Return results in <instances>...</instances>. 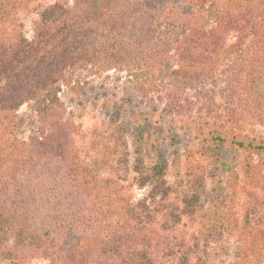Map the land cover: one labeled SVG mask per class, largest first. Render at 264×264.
Segmentation results:
<instances>
[{
	"label": "trees",
	"instance_id": "16d2710c",
	"mask_svg": "<svg viewBox=\"0 0 264 264\" xmlns=\"http://www.w3.org/2000/svg\"><path fill=\"white\" fill-rule=\"evenodd\" d=\"M33 1L0 0V256L10 264H193L182 243L169 260L177 225L153 228L156 203L178 207L166 164L141 173L153 200L133 204L115 172L119 151L106 144L100 163L88 160L61 94L111 70L126 71L146 94L165 90L176 108L194 90L196 105H219L194 121L195 136L245 153L243 176L231 167L230 183L255 185L264 170V0H54L41 5L28 36L21 15ZM24 106L38 126L19 138ZM193 180L191 208L203 172ZM237 249L238 264L262 261L263 229L244 233Z\"/></svg>",
	"mask_w": 264,
	"mask_h": 264
},
{
	"label": "rangeland",
	"instance_id": "374dc122",
	"mask_svg": "<svg viewBox=\"0 0 264 264\" xmlns=\"http://www.w3.org/2000/svg\"><path fill=\"white\" fill-rule=\"evenodd\" d=\"M53 1L35 0L22 13L28 36L33 35L41 5ZM84 86V91L63 90L61 94L77 127L78 146L88 160L100 163L104 146L114 144L119 151L115 172L133 204L153 200L152 185H142L141 173L156 164H166L167 185L173 189L170 200L177 202L174 208L178 207L173 213L168 206L154 203L160 212L153 228L161 232L169 225L179 227V239L173 237L171 244L175 253L171 251L169 260L178 258L182 243L193 264H238L239 238L255 229L264 231V170L257 184L251 186L241 180L233 187L229 169L236 168L242 178L245 153L227 142L208 144L195 136L194 121L208 108L215 111L218 103L196 105L197 94L191 90L183 96L184 107H173L165 90L146 94L136 88L126 71L89 75ZM20 116L17 134L27 138L38 126L37 116L27 106L22 107ZM112 132L115 138L109 139ZM195 170L203 172L204 183L197 204L191 208L185 194L191 191ZM176 173L181 174L180 184ZM160 198L157 195L156 201ZM8 260L0 256V264H10ZM47 262L34 258L32 264ZM252 262L255 264L254 259ZM257 264H264V259Z\"/></svg>",
	"mask_w": 264,
	"mask_h": 264
}]
</instances>
